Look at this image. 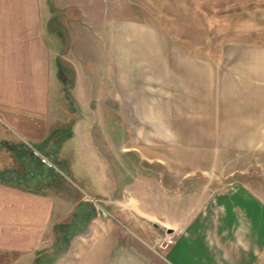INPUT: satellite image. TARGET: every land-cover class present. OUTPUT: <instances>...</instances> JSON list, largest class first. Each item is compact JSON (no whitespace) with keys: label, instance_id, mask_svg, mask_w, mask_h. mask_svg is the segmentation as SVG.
Wrapping results in <instances>:
<instances>
[{"label":"crops","instance_id":"crops-1","mask_svg":"<svg viewBox=\"0 0 264 264\" xmlns=\"http://www.w3.org/2000/svg\"><path fill=\"white\" fill-rule=\"evenodd\" d=\"M121 2L0 0V264H32L58 227L70 231L90 196L71 176L172 239L160 249L97 216L76 234L78 264H264V183L188 184L209 155L264 164V0H189L186 28ZM16 147L34 169L17 175Z\"/></svg>","mask_w":264,"mask_h":264},{"label":"rangeland","instance_id":"rangeland-1","mask_svg":"<svg viewBox=\"0 0 264 264\" xmlns=\"http://www.w3.org/2000/svg\"><path fill=\"white\" fill-rule=\"evenodd\" d=\"M144 1V2H143ZM146 0H122V2L120 4L124 5V4H128L129 7H131V2H133L134 4H138L140 7L142 8H146V9H155L158 10V8H164L165 11V20H170L173 24L176 23V27H183L186 28L188 27L187 23L189 22V0H168L170 1L169 5H165L164 3H155L154 4H148L147 2H145ZM157 2V0H155ZM62 2H68L70 5H75L77 7H79V4H83L82 0H62ZM127 2V3H125ZM104 5L106 4L105 2L103 3ZM102 5V3H101ZM60 7H55V12H59ZM158 12V11H157ZM135 15H139V13L135 12L133 13ZM142 17H144L143 19L145 20H150V18L146 15H142ZM154 18V17H153ZM156 20V18H155ZM161 20V19H160ZM70 22V23H69ZM72 22H76L75 21H67L66 19H55V23H57L56 25L61 26L62 24H68L71 27V23ZM62 23V24H61ZM57 27V26H56ZM58 28V27H57ZM83 29V27H81ZM78 29V28H77ZM78 35V34H77ZM76 35V39H74V45L76 44L79 35ZM199 41L204 42L205 39H210L212 37H206V36H197L196 37ZM219 38V37H214ZM82 42V41H81ZM65 77L68 80V71H65ZM57 91L61 92L63 89V85H61V83L57 84ZM60 102V101H59ZM56 122H61V119H57ZM11 153H13V151H11ZM30 152H28L27 150L25 151V149L22 148H17L15 149V154L18 157L22 158V161H27V163H24V165L19 166L17 165V175H19L20 173L24 174L23 172L27 170V168L29 167L30 169H34V159L32 157V154H29ZM8 155V154H7ZM37 157V156H36ZM34 156V158H36ZM40 158L41 157H37L38 162H37V166L35 169L37 172V175L40 178V182L42 183V181H45V178L49 179L51 177V173H50V169L47 166V164H41L40 162ZM204 160H206V165H203L202 167L204 168L203 170L205 172L199 173L198 176H194V174H192L193 176H191L190 181H188V184L190 185V187L194 188H199L202 185H206L208 184L209 186H211V188L216 189L219 188L223 185H226V183H231V182H236V181H242L244 179H248L251 182L254 179H257L256 181L259 183H264V164L262 167H259V159L255 156H251V155H246V156H237V155H231V154H224V155H209L207 156ZM258 163V164H257ZM57 168L59 170H62V164L58 163ZM188 170V169H187ZM56 173V172H55ZM23 175L19 176L20 178H22ZM53 177V176H52ZM18 178V176H17ZM71 178V179H70ZM70 182H71V186L74 187V189L80 193L79 191H81V193L83 194V192L90 194V196H84L82 195V197H84L83 199H85L84 201L79 202L78 205V209L79 212H75L72 217V221L70 223V227L69 230L67 231L66 228L64 227H58L55 230V234L56 236H61V238L58 239V242L53 245L52 247L48 246L46 248H43L42 250H40V254L37 256V259L34 260L32 262V264H67L68 260L67 258L65 259H59L61 258V253L63 252V250L67 247V245H70V252H69V258H70V264H78V260H77V256H76V252H77V248H78V242H77V238L78 236L76 235L78 232V234L82 235V234H88L89 229L88 228H84L85 227V222L90 221L91 218L94 217H100L101 220L107 219L109 221H114L115 220H119L120 222H122L125 226H127V228H129L131 231L136 232L137 235H139L140 237L146 236L148 234V237H150L152 239V236L154 237H158L157 240H162L165 239L166 237H169L167 234H164L162 237H160L159 231H157V229H155L152 225H150V223L146 220L140 219L138 217H136L138 219L137 222H135V227L131 226V224L129 222H126L125 218L123 215L121 214H117L113 208H111L112 206H110V204L108 202H104V201H97L96 200V195H95V191L91 190L89 187H87V184L85 183L84 180H82L81 178L78 179L74 176H71ZM23 179V178H22ZM58 176L55 175L53 178V183L56 184L58 183ZM50 180V179H49ZM17 181H20L19 179H17ZM23 181V180H21ZM65 181V180H64ZM91 184L93 183L92 181L90 182ZM155 183V184H154ZM153 184H151L150 187V191H156L157 189V183L156 181ZM71 186H69L71 188ZM64 189H61V187L59 188L60 191H65L68 189V187H62ZM69 191V190H67ZM194 192V191H193ZM71 193H73L71 191ZM91 195H93L94 197H92ZM94 199L95 202L90 201V199ZM104 199V198H103ZM100 200V199H99ZM123 209H126V205H122L121 206ZM84 228V229H83ZM142 231L146 232V235H143ZM171 237V236H170ZM146 239V238H145ZM69 241V243H68ZM84 246V245H82ZM87 246V244H86ZM51 248V249H50ZM50 249V250H49Z\"/></svg>","mask_w":264,"mask_h":264},{"label":"built area","instance_id":"built-area-1","mask_svg":"<svg viewBox=\"0 0 264 264\" xmlns=\"http://www.w3.org/2000/svg\"><path fill=\"white\" fill-rule=\"evenodd\" d=\"M90 201L95 202L94 199H90ZM172 242L171 237H166L165 239L162 240H157L156 241V245L160 248V249H164L166 246H168L170 243Z\"/></svg>","mask_w":264,"mask_h":264}]
</instances>
